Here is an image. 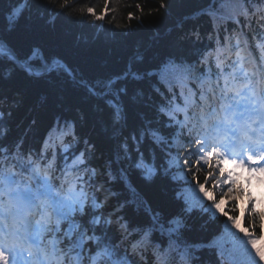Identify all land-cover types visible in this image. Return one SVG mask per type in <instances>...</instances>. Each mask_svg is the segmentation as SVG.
Returning a JSON list of instances; mask_svg holds the SVG:
<instances>
[{"label":"snow or ice","instance_id":"1","mask_svg":"<svg viewBox=\"0 0 264 264\" xmlns=\"http://www.w3.org/2000/svg\"><path fill=\"white\" fill-rule=\"evenodd\" d=\"M104 2L100 15L91 5L73 7L75 0H59L58 11L103 21L115 11L112 0ZM232 2L231 26L218 21L215 4L192 13L208 17L215 33L197 49L198 60L169 55L155 71L132 73L148 89L137 87L131 97L149 109L137 114L136 127L122 106L107 102L114 109L113 159L100 162L95 143L71 118L58 117L37 145L27 142L31 126L12 138L5 123L12 113L0 99V264H133L149 249L161 260L170 255L172 264H264V198L253 194L254 183L264 185V0ZM167 7L160 0L159 9ZM135 8L145 12L142 3ZM56 19L53 13L50 22ZM128 19L140 18L129 12ZM8 21L11 32L12 15ZM203 39L196 26L182 37L192 46ZM38 59L43 67L32 63ZM0 68L3 79L15 68L37 79L67 70L59 59L48 63L38 46L21 59L3 34ZM113 160L128 161L147 183L166 180L168 204L154 209L143 198L123 199L117 185L135 187ZM24 172L39 177L37 187L21 188ZM129 205L135 216L127 215Z\"/></svg>","mask_w":264,"mask_h":264},{"label":"trees","instance_id":"2","mask_svg":"<svg viewBox=\"0 0 264 264\" xmlns=\"http://www.w3.org/2000/svg\"><path fill=\"white\" fill-rule=\"evenodd\" d=\"M219 1L222 0H164L168 5L165 10L159 9L160 0H112L111 8L115 11L99 21L87 14L81 16L71 9L58 11L59 0H27L26 6H21L20 0H0V34L18 56L26 58L31 49L38 46L48 63L54 58L59 59L68 69V73L59 69L37 79L15 68L10 78L3 79V69L0 68V99L5 101L3 110H11L12 113L11 117H5L11 137L19 138L31 126L27 142L37 145L58 117L61 120L71 118L76 121L80 136L95 143L100 162L113 159L116 145L111 138L114 109L107 102L111 100L122 106L130 128L136 127L139 124L137 114L148 113L149 109L142 103L133 102L131 97L137 87H143L145 92L148 89L146 84L133 80L132 73L147 68L155 71L154 66L169 55L198 60L197 49L210 43L211 24L209 18H190L197 9L212 3L217 8ZM137 2L144 5L143 14L136 10ZM226 3L233 2L227 0ZM87 5L96 8L98 15L103 14L104 0H75L73 7ZM21 7L22 11L17 15ZM150 8L159 10L148 15ZM129 12L140 19L129 20ZM53 13L57 19L50 22ZM9 15L13 17L11 32L7 31ZM193 26L204 36L202 43L195 46L182 40ZM211 43L214 44V39ZM140 55L144 57L142 62L136 59ZM32 63L43 67L39 59ZM125 73L127 78L119 79ZM114 78L116 82L109 87ZM122 86L127 88L126 94L120 92ZM189 87L192 85L189 84ZM34 118L36 124L31 125ZM112 166L114 170L124 168L135 187V192H132L118 184L123 199L143 198L154 209L164 208L170 201L171 186L166 180L157 178L147 183L126 160L119 165L113 160ZM125 211L127 215L135 216L132 205ZM133 264L141 263L133 259Z\"/></svg>","mask_w":264,"mask_h":264}]
</instances>
